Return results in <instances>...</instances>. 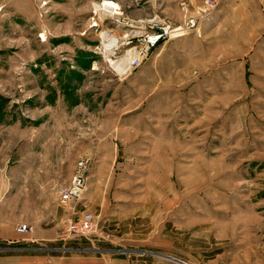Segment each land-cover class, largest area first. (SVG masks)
<instances>
[{
  "label": "rangeland",
  "instance_id": "rangeland-1",
  "mask_svg": "<svg viewBox=\"0 0 264 264\" xmlns=\"http://www.w3.org/2000/svg\"><path fill=\"white\" fill-rule=\"evenodd\" d=\"M206 1L0 0V264H264V0Z\"/></svg>",
  "mask_w": 264,
  "mask_h": 264
},
{
  "label": "built area",
  "instance_id": "built-area-1",
  "mask_svg": "<svg viewBox=\"0 0 264 264\" xmlns=\"http://www.w3.org/2000/svg\"><path fill=\"white\" fill-rule=\"evenodd\" d=\"M222 0H207L205 2L208 10L214 8L218 2ZM169 27H164L160 30L158 33H150L147 35L146 41V49H144V53L139 52L137 55H130L126 62L123 63V66H125V71L130 70L132 68H135L141 59L146 55V51L149 48V45L152 46L155 43H157L160 40V37L168 32ZM179 28L174 29L173 31L179 32ZM141 54V55H139ZM88 167V161L87 159H79L76 162V165L74 167V170L72 172V175L70 176V179L68 182L64 183L63 185L59 186L58 188V194L60 197V200L62 202L68 201L72 199L73 197L79 196L82 191L85 188V182H86V169ZM31 226L26 223H18L15 226V230L19 233H27L31 231ZM100 228L98 227L96 221H95V215L93 212L89 210H85L80 217L77 220L70 221L65 226L64 234H72V235H89L94 234L96 231H98ZM107 237H110L109 234H106Z\"/></svg>",
  "mask_w": 264,
  "mask_h": 264
},
{
  "label": "crops",
  "instance_id": "crops-1",
  "mask_svg": "<svg viewBox=\"0 0 264 264\" xmlns=\"http://www.w3.org/2000/svg\"><path fill=\"white\" fill-rule=\"evenodd\" d=\"M19 233L15 231L12 224L0 219V242H17L19 240Z\"/></svg>",
  "mask_w": 264,
  "mask_h": 264
},
{
  "label": "water",
  "instance_id": "water-1",
  "mask_svg": "<svg viewBox=\"0 0 264 264\" xmlns=\"http://www.w3.org/2000/svg\"><path fill=\"white\" fill-rule=\"evenodd\" d=\"M177 262H179L180 264H187V263H185V262H183V261H177Z\"/></svg>",
  "mask_w": 264,
  "mask_h": 264
}]
</instances>
